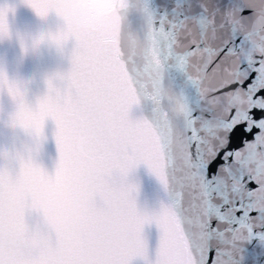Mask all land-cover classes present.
<instances>
[{"label":"snow or ice","instance_id":"obj_1","mask_svg":"<svg viewBox=\"0 0 264 264\" xmlns=\"http://www.w3.org/2000/svg\"><path fill=\"white\" fill-rule=\"evenodd\" d=\"M23 3L43 17L60 11L58 0ZM105 8L91 26L70 19L52 37L58 47L67 39L77 45L72 71L60 77L67 94L54 113V137L62 164L90 169L65 191L103 198L77 232L102 233L120 199L128 239L116 255L64 243L54 264H153L144 239L153 224L163 257L156 264H264V0H111ZM8 11L0 8L5 25ZM48 84L41 109L51 101ZM4 90L15 102L11 124L41 136L25 83L0 72ZM141 164L168 194L154 213L137 208L136 186L128 183ZM36 171L26 144L4 150L0 264H31L24 207L12 196L37 180Z\"/></svg>","mask_w":264,"mask_h":264},{"label":"water","instance_id":"obj_2","mask_svg":"<svg viewBox=\"0 0 264 264\" xmlns=\"http://www.w3.org/2000/svg\"><path fill=\"white\" fill-rule=\"evenodd\" d=\"M111 0H58V17H43L23 3V0H0V8L11 7L6 25L0 22V32L6 26L7 36L0 38V72L11 79L25 83L27 98L34 108L33 116L42 124V135L30 138L22 129L13 126L9 113L15 102L4 90L0 93V161L5 149L15 150L27 145L37 166V180L23 185L13 194L12 203L24 207L23 223L26 237L33 229L38 209L49 217L51 224L47 234L36 245L27 240V254L31 264H54L58 259L57 250L70 241L79 240L81 247H91L98 252L118 254L127 243V205L117 199L113 203V218L102 233L81 237L77 228L88 222L90 205L99 206L103 198L96 191L87 201L75 198L65 190L75 184L85 182L90 169L82 164L70 169L67 161L61 163L60 152L55 141L56 119L54 113L60 110V100L67 94V84L60 77H66L73 68V53L76 41L67 39L62 47L52 40L67 30L68 21L74 27L91 26L92 22L106 11ZM43 40L38 42V38ZM26 49V50H25ZM53 81L51 101L40 108L38 100L49 95L48 81ZM27 157V150H26ZM20 172L19 163L16 165ZM128 179L136 186V206L140 211L154 213L163 203L168 202V194L148 167L141 164ZM119 193V184L113 186ZM159 229L153 224L144 229L148 259L156 264L163 259L159 249ZM135 264H145L140 259Z\"/></svg>","mask_w":264,"mask_h":264},{"label":"clouds","instance_id":"obj_3","mask_svg":"<svg viewBox=\"0 0 264 264\" xmlns=\"http://www.w3.org/2000/svg\"><path fill=\"white\" fill-rule=\"evenodd\" d=\"M50 224L51 221L46 213L42 209H38L33 229L28 233L26 239L33 245L38 244L47 234Z\"/></svg>","mask_w":264,"mask_h":264}]
</instances>
